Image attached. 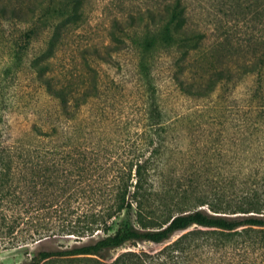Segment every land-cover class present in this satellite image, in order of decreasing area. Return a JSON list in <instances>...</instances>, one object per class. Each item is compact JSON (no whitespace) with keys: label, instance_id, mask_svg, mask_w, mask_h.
I'll use <instances>...</instances> for the list:
<instances>
[{"label":"trees","instance_id":"1","mask_svg":"<svg viewBox=\"0 0 264 264\" xmlns=\"http://www.w3.org/2000/svg\"><path fill=\"white\" fill-rule=\"evenodd\" d=\"M148 1L114 19L124 35L114 31L118 41L129 40L138 54L139 99L118 123L103 108L93 121L83 114L100 97L98 75L83 72L74 80L51 61L83 22L85 0H0L1 15L25 24L15 57L45 34L46 46L30 66L57 100L58 120L46 129L24 126L0 105V239L75 237L22 264H264V45L243 53L229 48L186 86L207 97L253 77L241 114L232 119L233 135L222 134L228 148L217 158L208 155L209 133L203 141L209 146L192 161L195 191L183 162L168 156L169 127L150 63L160 50L188 54L202 33L188 27L183 0ZM235 53L242 59H224Z\"/></svg>","mask_w":264,"mask_h":264},{"label":"rangeland","instance_id":"2","mask_svg":"<svg viewBox=\"0 0 264 264\" xmlns=\"http://www.w3.org/2000/svg\"><path fill=\"white\" fill-rule=\"evenodd\" d=\"M183 1L187 5L188 27L202 33L200 45L196 42V48L184 55L176 47L160 50L151 57L150 70L169 127L168 156L171 161L183 162L182 171L191 174L198 191V169L192 167V161H198L209 146L206 143L203 146L209 133L214 143L209 146L208 155L217 158L221 150L228 148V142L221 143L222 134L233 135L232 119L241 114L238 109L244 103L253 77H246L236 87L219 88L207 97H198L186 86L198 83V73L217 62L219 54L229 48H239L243 53L252 45H264V0ZM148 3V0H85L83 22L65 36L61 48L51 57L53 65L74 80L80 79L83 72L100 77V97L83 111L87 120L95 119L99 107L121 123L136 108L138 54L129 40L118 41L114 31L120 36L123 34L115 28L114 19H123L129 9ZM24 25L0 14V105L19 117L24 126L35 124L46 129L58 121L57 100L30 66L32 55L46 46L45 34L41 33L29 48L15 57L13 49ZM96 48H99V57L92 53ZM237 53L224 59H242ZM225 169L222 171L227 172ZM124 217L120 215L116 221ZM74 238L50 235L22 244L0 239V264H22L37 251L71 244ZM140 245L147 249L158 247L154 243Z\"/></svg>","mask_w":264,"mask_h":264}]
</instances>
